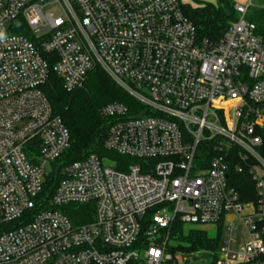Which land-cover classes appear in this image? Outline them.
I'll list each match as a JSON object with an SVG mask.
<instances>
[{
  "label": "built area",
  "instance_id": "2783aa9c",
  "mask_svg": "<svg viewBox=\"0 0 264 264\" xmlns=\"http://www.w3.org/2000/svg\"><path fill=\"white\" fill-rule=\"evenodd\" d=\"M251 7L235 5L214 43L180 0H0V264H264V43ZM94 69L132 99L102 111L104 149L125 160L57 164L70 133L41 88L50 73L81 88ZM233 169L255 199L230 186ZM88 204V224L61 211ZM176 224L216 226L221 245L182 250Z\"/></svg>",
  "mask_w": 264,
  "mask_h": 264
},
{
  "label": "trees",
  "instance_id": "16d2710c",
  "mask_svg": "<svg viewBox=\"0 0 264 264\" xmlns=\"http://www.w3.org/2000/svg\"><path fill=\"white\" fill-rule=\"evenodd\" d=\"M234 6L231 0H218L216 4L203 2L196 7L182 4V9L184 15L195 27L198 40L215 43L223 38L230 24L237 21L238 16ZM246 18L256 25L257 36L264 43V9L248 11ZM41 90L52 107L53 115L62 120L70 133V148L56 162L57 164L69 165L84 161L90 155L117 161L125 160L104 149L111 121L102 114V111L111 103L121 102L130 105L133 102L102 70H92L84 85L72 91L64 87L63 81L56 74L50 73ZM60 180V174L54 173L47 182L46 190L53 192L51 189ZM229 184L239 193L243 202L255 199V185L247 172L231 170ZM93 208H95L94 204L69 205L61 211L76 226H79L93 222L95 215ZM149 215L144 218L146 223L143 224L142 240L149 224ZM187 233L180 231L176 234L175 228L173 229V236L179 237L182 250L191 251L200 248L215 250L221 245V237L217 240L215 238L209 240L206 234H200L194 229Z\"/></svg>",
  "mask_w": 264,
  "mask_h": 264
},
{
  "label": "rangeland",
  "instance_id": "374dc122",
  "mask_svg": "<svg viewBox=\"0 0 264 264\" xmlns=\"http://www.w3.org/2000/svg\"><path fill=\"white\" fill-rule=\"evenodd\" d=\"M180 1L181 4L183 5H191L193 7H196L202 5L203 2L216 4L218 0H180ZM231 1L237 6H247L250 0H231ZM261 8H264V0H252V7L249 9V11H252L253 9H261ZM192 229L196 230V232L200 234H206L209 240H212L218 236L217 227L213 225L193 227L188 224H185L183 226L179 224L175 227L176 234L180 231L187 233Z\"/></svg>",
  "mask_w": 264,
  "mask_h": 264
}]
</instances>
